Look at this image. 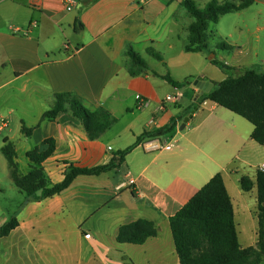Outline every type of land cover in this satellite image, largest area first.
I'll return each mask as SVG.
<instances>
[{"label":"crops","instance_id":"0c3cea01","mask_svg":"<svg viewBox=\"0 0 264 264\" xmlns=\"http://www.w3.org/2000/svg\"><path fill=\"white\" fill-rule=\"evenodd\" d=\"M76 1L68 12L63 0H0V121L6 122L0 130V229L14 217L19 222L0 238V264H180L170 218L218 173L232 198L237 231L248 235L253 211L247 194L257 189L243 191L240 180L247 176L256 182L264 145L252 138L250 122L212 101L195 109L182 128L200 93L196 79L214 86L227 78L215 81L216 55L208 59L209 45L206 52L185 50L193 23L187 0ZM192 1L203 9L209 0ZM253 6L263 14L264 0ZM263 30L258 25L257 32ZM129 48L143 58L147 71L130 74ZM149 48L164 60L150 55ZM242 53L235 52V65L244 63ZM166 75L180 83L196 79L177 88ZM62 93L78 95L92 111L108 110L116 123L92 141L69 113L42 121ZM176 95L177 103L165 102ZM172 123V132L144 139L117 168L80 176L42 201L16 187L2 153L8 140L20 172L27 175L32 170L27 153L46 151L53 140L55 152L42 164L52 186L63 181L69 165L109 164L143 134ZM23 124L33 129L31 135L23 133ZM141 219L154 222L158 235L142 245L119 244V228ZM257 241L258 231L252 246Z\"/></svg>","mask_w":264,"mask_h":264},{"label":"trees","instance_id":"16d2710c","mask_svg":"<svg viewBox=\"0 0 264 264\" xmlns=\"http://www.w3.org/2000/svg\"><path fill=\"white\" fill-rule=\"evenodd\" d=\"M256 1L209 0L205 8L200 9L194 1L187 0L185 6L193 18V23L188 30L185 50L194 53L206 52L210 38V24H218L222 17L246 10ZM128 53L131 59L129 71L132 76L149 69L133 48H129ZM148 53L159 61L164 60L162 54L153 48H149ZM212 63L222 70L228 69L226 64L216 59ZM163 78L177 88L191 82L190 80L176 82L170 75ZM205 101H212L246 119L254 126L252 138L258 144L264 145V73L249 69L237 77L228 75L224 81L214 83L210 92L199 96L191 110L199 108ZM60 113H69L78 119L92 141L99 139L116 123V118L108 110L99 108L92 111L78 95L73 93L56 94L52 109L44 114L42 121H55ZM175 125L172 123L154 134H143L133 146L119 152L109 164L90 168L69 165L63 181L52 186H48L42 164L55 152L53 140L47 141L50 147L46 151L40 152L39 148H36L27 153V158L32 164V170L27 175L20 172L16 162L15 146L8 140H5L2 153L8 161L10 176L16 187L32 200L42 201L61 194L80 176H99L117 168V163H123L126 156L144 139L168 134L173 131ZM22 131L29 136L33 129H28L23 124ZM240 184L245 192L252 191L254 187L257 189L256 246L244 248L240 244L232 198L222 174L218 173L170 218V228L180 264H264V172H258L256 182L243 176ZM38 192L41 194L37 195ZM18 225L17 218H12L1 227L0 238L7 237ZM157 235L158 229L155 223L141 219L122 225L118 231L117 242L142 245ZM124 261L127 262V259L124 258Z\"/></svg>","mask_w":264,"mask_h":264},{"label":"rangeland","instance_id":"374dc122","mask_svg":"<svg viewBox=\"0 0 264 264\" xmlns=\"http://www.w3.org/2000/svg\"><path fill=\"white\" fill-rule=\"evenodd\" d=\"M201 5L204 6L205 4ZM222 18L220 23H211L209 26L210 38L208 39V45L210 53L208 59L216 55L218 61L228 66L227 71L222 70L217 65H214L216 68L211 67L217 73L215 81L219 82L224 77H228V75L237 77L249 69L264 73V30L257 32L258 25L264 27V12L261 15L258 12L257 6H251V8L242 13L228 14ZM239 27H243L244 29L249 27L251 31L250 33L240 35L237 31ZM230 33L233 34V38L229 36ZM222 45L226 47L223 48L221 47ZM238 49L243 50L242 55H240L241 58H244L242 65H235L236 59L234 55ZM193 79L195 80L196 76L188 78L190 81ZM13 130L14 135L19 134L18 127L13 128ZM3 184L4 189L9 191L7 179L4 180ZM256 194V190L253 193L247 194L248 202L253 211L252 217H248L247 227H245V230H248V235L242 232V229L238 230L240 243L243 247L252 246L258 231Z\"/></svg>","mask_w":264,"mask_h":264},{"label":"built area","instance_id":"2783aa9c","mask_svg":"<svg viewBox=\"0 0 264 264\" xmlns=\"http://www.w3.org/2000/svg\"><path fill=\"white\" fill-rule=\"evenodd\" d=\"M63 3H64V8L66 11L68 12H71L74 10V8L76 7L77 5V1L76 0H63ZM180 99V95H176V96H168L166 99H165V102L166 103H177L178 100ZM6 122L4 121H0V130L2 128V126L5 124ZM6 126V125H4ZM174 145L171 144L169 146H166V148L168 149H171ZM261 171H264V165L260 168ZM130 185L134 184V180H130ZM86 238L88 240L91 239V236L90 235H86Z\"/></svg>","mask_w":264,"mask_h":264},{"label":"water","instance_id":"95a60500","mask_svg":"<svg viewBox=\"0 0 264 264\" xmlns=\"http://www.w3.org/2000/svg\"><path fill=\"white\" fill-rule=\"evenodd\" d=\"M194 85L200 90V93L198 94L197 98L201 95H203L204 93H208L211 91V89L213 88V84L212 83H209V82H204V81H201V80H196L194 82ZM196 98V100H197ZM196 112V110H192L191 114L186 117L184 119V123H183V126L182 128L184 129L185 125L189 122V120L192 118L193 114Z\"/></svg>","mask_w":264,"mask_h":264}]
</instances>
